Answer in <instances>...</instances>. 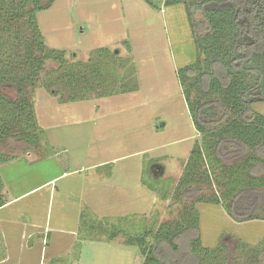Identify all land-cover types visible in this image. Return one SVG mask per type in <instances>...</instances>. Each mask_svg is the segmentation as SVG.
Listing matches in <instances>:
<instances>
[{"label":"rangeland","instance_id":"rangeland-1","mask_svg":"<svg viewBox=\"0 0 264 264\" xmlns=\"http://www.w3.org/2000/svg\"><path fill=\"white\" fill-rule=\"evenodd\" d=\"M26 1L30 7L37 1L45 7L37 20L49 47L67 55L78 52L84 62L89 50L127 42L132 58L104 51L103 60L100 53L91 65L104 64L110 87L113 73L121 76L116 83L137 87L127 103L115 104L118 97H112L113 105L106 106L115 112L111 117H93L92 106L81 104L90 103L83 98L94 99L96 93L80 77L81 60L60 58V68L45 61L41 81L31 89L39 126L46 130L43 143H0V155L8 157L0 164V193L6 202L0 208V264H140L123 235L113 241L86 237L83 213L86 220L111 228L126 218L121 224L133 234L174 221L185 207L194 206L204 247L223 244L227 257L236 261L245 256L240 241L264 243V220L237 221L222 205L183 198L177 202L175 197L192 148L201 139L177 74L199 56L186 4L156 8L147 0ZM192 15L204 33L201 13ZM208 54L204 50L203 58ZM64 101L69 106L61 105ZM255 108L264 114L263 104ZM155 163L166 169L157 178L151 171ZM258 172L264 173V164ZM202 186L200 195L215 192ZM190 238L187 233L178 239L182 252L189 249ZM163 252V257L181 260L169 247Z\"/></svg>","mask_w":264,"mask_h":264},{"label":"trees","instance_id":"trees-1","mask_svg":"<svg viewBox=\"0 0 264 264\" xmlns=\"http://www.w3.org/2000/svg\"><path fill=\"white\" fill-rule=\"evenodd\" d=\"M147 1L156 8L162 3L186 4L199 48L197 61L177 72L201 136L175 189L177 202L183 198L222 205L237 221L264 220V173L258 174L264 164V114L255 108L264 105V0ZM28 3L0 0V143L17 139L38 146L46 132L39 126L31 89L41 81L45 61L54 55L59 61L61 52L45 43L37 20V12L45 7L39 1L34 7ZM193 12L201 13L204 33L197 29ZM206 49L209 54L203 58ZM80 74L82 78L85 70ZM7 161L6 155H0V164ZM204 184L215 191L211 196L200 195ZM5 204L0 193V208ZM178 215L174 221L141 227L133 234L121 224L123 217L112 228L86 220L85 213L82 218L86 237L113 241L123 235L125 245L135 247L140 264H261L264 260V243L253 246L240 241L245 256L236 261L227 257L223 244L204 247L199 212L191 206ZM187 233L189 249L182 252L177 241ZM168 247L181 260L163 257Z\"/></svg>","mask_w":264,"mask_h":264},{"label":"flooded vegetation","instance_id":"flooded-vegetation-1","mask_svg":"<svg viewBox=\"0 0 264 264\" xmlns=\"http://www.w3.org/2000/svg\"><path fill=\"white\" fill-rule=\"evenodd\" d=\"M45 43H46V45L47 46H49V44H48V42H47V39H45ZM127 45H128V43L126 42L125 43V46H122V47H120L119 45L117 46V47H112L111 48V46L109 47H107V46H100V47H98V49H96V51L94 50V51H92V50H89V51H87L86 52V55H84L83 56V59L85 60V62L84 61H82L81 60V58H79V57H81L82 55L80 54H78V52H75V51H72V52H70L68 55L66 54V52L65 51H61V50H59V49H55V50H57V51H59V53L61 52V59L64 61V62H79L80 60V68H82V71H83V69L85 70V74L83 75V81H85V82H87L88 84H85V86L87 87V85H90L91 86V89L93 90V92H96V93H93V95H94V99L93 98H90V100H92V101H94V106L93 107H91L90 108V111H91V113H92V115H96V112H97V110H98V106H100V107H103V103H102V100H103V98H105V96H104V93H106L107 91H113V90H115V89H112V87L113 86H115L116 85V87H117V83H116V79L118 78L119 79V77H121V76H117V74L116 73H113L115 76H113V79H114V82L115 83H113L112 85H111V87L109 86L110 84L109 83H105V79L108 77L105 73L106 72H104V68L102 67V66H104V64L102 65L101 63H100V65L99 66H97V65H91V62L92 63H94V61H93V59L97 56V57H99V55H100V53H101V55H102V60H103V54H102V52H104V51H108V52H112V53H114L115 54V56H114V58L115 57H120V55L123 57V55L122 54H124V53H128L126 50H127ZM114 48V49H113ZM95 49V48H94ZM116 51V52H115ZM96 54V55H95ZM105 55V54H104ZM128 56L130 57V58H132L131 56H130V54L128 53ZM52 57H54V58H50V59H48V60H50V61H53V62H55L58 66H59V68L63 65V64H61V61H58L57 60V58H56V55H54V56H52ZM128 58V57H127ZM67 59V60H66ZM90 62V63H89ZM89 65H91V66H89ZM41 74H42V72H41ZM82 75V74H81ZM40 77H41V75H40ZM81 78V79H82ZM95 78V79H94ZM91 79V80H90ZM99 80V79H103V81H104V84L102 83V81H97V82H95V80ZM90 82V83H89ZM95 82V83H94ZM82 83V82H81ZM128 83V82H127ZM118 84H120L119 85V89H124V90H126V91H128V90H131L132 88H133V85L129 88V87H127V84H126V86L125 87H123L122 85H124L122 82H118ZM97 85V86H96ZM105 85V86H104ZM122 86V87H121ZM71 87H74V86H71ZM87 88H89V87H87ZM110 88V89H109ZM81 90H83L82 89V87L81 88H79V91H81ZM89 90H90V88H89ZM53 92L52 93H56V92H54L55 90H52ZM57 91V90H56ZM89 92H91V91H89ZM86 94L88 95V92H86ZM88 98V96H86V97H84L83 98V100H85L86 101V99ZM73 99H71V101H72ZM82 100V99H81ZM96 100H98V102L100 103V105H98V102H96ZM75 101V100H74ZM61 105H66V106H69V101L67 102V101H64L63 103H61ZM70 105H73L72 103H70ZM73 106H75V105H73ZM37 114V113H36ZM45 129V128H44ZM45 132H46V130H45ZM165 168L161 165V164H157V163H155V164H153V166H152V168H151V171H152V173H153V175H154V177H156V175L155 174H161V175H163L164 174V172H165Z\"/></svg>","mask_w":264,"mask_h":264},{"label":"crops","instance_id":"crops-1","mask_svg":"<svg viewBox=\"0 0 264 264\" xmlns=\"http://www.w3.org/2000/svg\"><path fill=\"white\" fill-rule=\"evenodd\" d=\"M120 72H121V70H120ZM111 78H113V77H111ZM119 82H121V81H119ZM141 82H142V80H141ZM117 84H118V82H117ZM133 84H135V82H133ZM119 85L120 84H118L117 86H119ZM122 86L125 87L126 84H124ZM136 87H137V84L135 86L133 85V88L131 90H128V91H126L124 89H115L113 91H107L106 93H104L105 98H103V100H102L103 107H101V109L97 110L96 115H92V116L93 117H99V118L101 116L103 118H109V117H111L115 112L114 111H110V110H107L106 111V106H112L113 105L112 99L115 98V97H118V101H114L115 104L116 103L120 104V103H124V102L127 103L132 98V96L136 94V92H134V91H136ZM130 92H132V93L130 94ZM86 101L87 102H90V103H81V104L91 105L92 107L95 105L94 102L92 100H90V98H87ZM114 108H116V107L114 106ZM110 113H112V115H108Z\"/></svg>","mask_w":264,"mask_h":264},{"label":"water","instance_id":"water-1","mask_svg":"<svg viewBox=\"0 0 264 264\" xmlns=\"http://www.w3.org/2000/svg\"><path fill=\"white\" fill-rule=\"evenodd\" d=\"M155 175H156V178H157V177H159V176H161V174H158V173H157V174H155Z\"/></svg>","mask_w":264,"mask_h":264}]
</instances>
